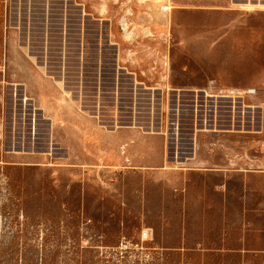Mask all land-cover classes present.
<instances>
[{
	"label": "rangeland",
	"instance_id": "374dc122",
	"mask_svg": "<svg viewBox=\"0 0 264 264\" xmlns=\"http://www.w3.org/2000/svg\"><path fill=\"white\" fill-rule=\"evenodd\" d=\"M0 113V264H264V0H0Z\"/></svg>",
	"mask_w": 264,
	"mask_h": 264
},
{
	"label": "crops",
	"instance_id": "0c3cea01",
	"mask_svg": "<svg viewBox=\"0 0 264 264\" xmlns=\"http://www.w3.org/2000/svg\"><path fill=\"white\" fill-rule=\"evenodd\" d=\"M92 50H89L88 52H90V51L92 52ZM77 53H78V59L75 60V62L78 64L77 65V67H78L77 71L79 72L78 76H80V74L82 73V72L80 73V69L82 68V62H84V60H82L81 49H79ZM96 53L98 54V51ZM96 53H93V54L96 55ZM123 57H125V59L127 60L128 64H135L137 66H139V65H141V63H145V62H147L149 60L160 64V65H158L156 67H153V68L152 67L143 68L142 72L144 74V77H142V78H139L134 73H130L127 70L128 74H129V75H127V79H129L131 81V83H132L131 91H130L131 94H135V91H136L135 88L137 87V85L143 86V88H141L143 91L150 90V91H152L154 93L155 92H160L161 94H167V93H169V92H166V90L168 89V85L172 84V82H173L172 91L174 92L175 98H178L181 94H184L183 91L191 90V89L186 88L185 85H183L181 82H179L177 80V77H175V75H174L175 78H173V75L171 74V72H170V75H167L166 73L163 72V70L165 69V66H162V65L165 62L164 58H166L164 54H161V53H159V54H147V53H145V54H130V55H124V56L120 55V58H123ZM12 62L17 64L16 61H12L11 60L8 63V67L9 68H12ZM27 62L29 64L32 63L31 61H27ZM170 62H171V59H170ZM60 66H61V68L69 67L68 63L64 62L63 60H61ZM92 67L93 68L95 67L94 68L95 69V75H93L92 73H90V74H92L94 76V81H95L94 93L97 94L98 93L97 91L99 89L97 87V85H98L97 67L95 66V64ZM24 72H25V76H24L25 79H29L30 78L29 80H27L28 82H25V87H27V89H25V90L32 91V92L34 91L36 93L39 92L44 97H47L46 95L49 94L50 92H52V89H50V86L48 85V77L44 81L43 76H42V74H43L42 71L36 72V71L26 70ZM81 78H82V76H81ZM81 78L79 80H81ZM140 79H142V80H140ZM37 80H39L40 83H38L39 81L36 82ZM173 80H176V81H173ZM149 82H152L153 86H148ZM123 83L124 82H122V78H120V80L118 81V78H116V76H114L113 80H112V86H111L110 90L102 87L103 88L102 91L105 92V94H107L106 92L109 90L111 92V94H116L117 95V94H119L121 92H124V89H121V87L124 88V84ZM62 87H63V85H62ZM80 87H81V85H80ZM8 88L12 91L14 87L10 86ZM60 88H61V85H60ZM198 93H200L198 95H201V93L205 95L206 92L201 90V92H198ZM206 95H207V93H206ZM206 95H205L206 98L214 99V97H215V96H209V95L206 96ZM228 98L221 97L219 99H228ZM40 102H38V100H37V103H38L37 106H36V103H35V107H36V110H34L35 113H36L35 114V118H36V120H38V117L40 119V123L39 124L35 123V124H37L41 128H45V127L48 126V124L50 125L49 119H48V113H46V111H48V109L46 108L48 104H45V102L43 103V101L40 104ZM23 104H24V101L22 100L21 101V105L23 106ZM61 107L64 110L63 115L66 117V119H68V117H70V119L73 121L71 124H68V126H74V128L73 129H66V132H68L67 133L68 137H70V134H72V135H75L73 137L74 139L77 137L79 140H81V138H82L81 132L86 127L84 126L82 128V126H81L82 123H81L80 109L77 108L74 105V103L68 102L67 99L64 100V103L62 104ZM76 108L79 111H77ZM12 109H13V104H12ZM13 114L14 113H13V110H12V114H11V126L12 127H13V124H14L13 122H15L12 119L13 116H14ZM2 116H3V114H2ZM6 116H8V114ZM0 121H1V113H0ZM30 126H32V120H31V125ZM76 126H78V129L75 128ZM70 130H72V131H70ZM89 130L90 131L93 130V126L91 127V125H90L89 126ZM94 131L95 132L97 131L96 123H94ZM10 132H12V128L10 129ZM254 160H255L254 162H256V163H261L259 160H257V158H255ZM260 174H262V173H260Z\"/></svg>",
	"mask_w": 264,
	"mask_h": 264
},
{
	"label": "flooded vegetation",
	"instance_id": "af4514ba",
	"mask_svg": "<svg viewBox=\"0 0 264 264\" xmlns=\"http://www.w3.org/2000/svg\"><path fill=\"white\" fill-rule=\"evenodd\" d=\"M80 73H81V71H80ZM78 74H79V72H78ZM94 79V78H93ZM78 80H79V77H78ZM110 85V84H109ZM106 89H109L110 90V87H105ZM93 89H95V87L93 88ZM109 90L106 92L107 94H109ZM124 90H126V87H124ZM128 90V89H127ZM184 93H194V91L193 90H186V91H183ZM126 93V92H125ZM110 94H111V92H110ZM122 94H124V92L122 93ZM193 97H195L194 95H193Z\"/></svg>",
	"mask_w": 264,
	"mask_h": 264
}]
</instances>
